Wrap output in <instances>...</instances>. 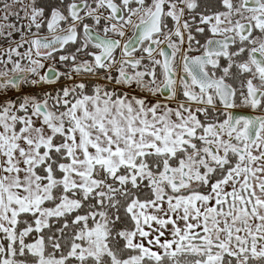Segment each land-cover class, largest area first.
<instances>
[{
  "label": "snow or ice",
  "instance_id": "1",
  "mask_svg": "<svg viewBox=\"0 0 264 264\" xmlns=\"http://www.w3.org/2000/svg\"><path fill=\"white\" fill-rule=\"evenodd\" d=\"M0 264H264V0H0Z\"/></svg>",
  "mask_w": 264,
  "mask_h": 264
}]
</instances>
